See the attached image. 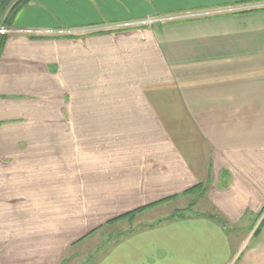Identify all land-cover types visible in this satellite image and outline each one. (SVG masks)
Returning a JSON list of instances; mask_svg holds the SVG:
<instances>
[{"label":"crops","instance_id":"crops-1","mask_svg":"<svg viewBox=\"0 0 264 264\" xmlns=\"http://www.w3.org/2000/svg\"><path fill=\"white\" fill-rule=\"evenodd\" d=\"M263 5L22 8L0 49V264H61L72 250L82 264L92 247L85 264H264V223L253 237L264 217ZM223 9L232 11L107 29ZM207 182L197 216L92 239L168 198L186 208L184 192Z\"/></svg>","mask_w":264,"mask_h":264},{"label":"trees","instance_id":"trees-1","mask_svg":"<svg viewBox=\"0 0 264 264\" xmlns=\"http://www.w3.org/2000/svg\"><path fill=\"white\" fill-rule=\"evenodd\" d=\"M32 0H0V26L11 28L12 27V21L16 14L24 7H26L29 3H31ZM5 39V36H0V49L2 47L3 41ZM208 189V182L207 183H200L196 185L195 187L191 188L190 190H187L184 192V195L192 196V201L189 202L188 206L183 209H176L174 210L169 216L163 218L162 220H159L154 225L146 226L147 228H153L162 222L166 221H173V220H179L184 219L186 217H190L191 214H194L195 216L199 215L193 212V208L196 206L197 202L205 195L206 191ZM175 198H168L166 200H163L162 202L158 204H153L150 206H145L142 208H138L132 212H129L127 214H124L122 216H119L115 218L114 220H111L106 223V226H112L120 221L127 220L129 223L135 220V218L140 215L141 213L150 210L151 208L161 205L163 203L169 202L174 200ZM212 217V216H210ZM264 223V217L262 218V221L260 222V225L256 228V230L253 232V237H256L258 233L261 230V226ZM133 229H129L127 232H124L120 238L126 237L127 234L131 233Z\"/></svg>","mask_w":264,"mask_h":264},{"label":"rangeland","instance_id":"rangeland-1","mask_svg":"<svg viewBox=\"0 0 264 264\" xmlns=\"http://www.w3.org/2000/svg\"><path fill=\"white\" fill-rule=\"evenodd\" d=\"M157 207V208H156ZM154 209L147 210L140 215H138L134 221L129 223L127 220L125 221H120L115 224L114 229H102L98 233H96L93 237L95 239L100 238L104 240H111V241H116L118 238L121 237V235L124 232H127L130 228L131 229H140L142 227L154 225L156 222L159 220H162L163 218L169 216L174 210H172L171 205H163L161 204L160 206H156ZM195 208V207H194ZM193 208V209H194ZM94 247L88 248L87 252H82L80 255H82V264H85V262L88 259H91L93 256V251ZM73 253H69L67 258L61 263V264H77L75 262V250H72ZM74 259V260H73Z\"/></svg>","mask_w":264,"mask_h":264},{"label":"built area","instance_id":"built-area-1","mask_svg":"<svg viewBox=\"0 0 264 264\" xmlns=\"http://www.w3.org/2000/svg\"><path fill=\"white\" fill-rule=\"evenodd\" d=\"M255 8H264L263 6H256ZM232 9H223V10H218L217 12H189L185 14H180V15H165V16H153V17H147L142 20H136V21H131L128 23H123V24H117L113 25V27H109L107 29H127L130 27H152L157 24H166L170 22H174L177 20H182V19H191V18H199L207 15H215V14H220V13H228L231 12ZM104 29H98L94 31H103ZM14 30L12 28H6L3 26H0V36H8L9 34L13 33Z\"/></svg>","mask_w":264,"mask_h":264}]
</instances>
